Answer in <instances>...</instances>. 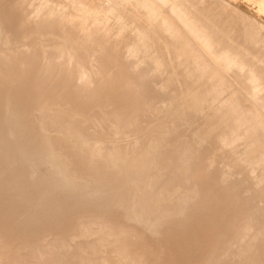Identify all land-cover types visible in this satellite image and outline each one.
Segmentation results:
<instances>
[{
    "label": "bare ground",
    "instance_id": "1",
    "mask_svg": "<svg viewBox=\"0 0 264 264\" xmlns=\"http://www.w3.org/2000/svg\"><path fill=\"white\" fill-rule=\"evenodd\" d=\"M53 1L52 6H36L27 18V23L35 29V38L26 47H18L9 35L1 38L7 49L0 50V109L5 113L12 112L13 116L4 120L1 118L0 148L6 145L14 149L10 153L19 155L23 164L17 166L12 161L4 167L6 160L0 157V228L10 226L13 235L19 237L24 245L20 249H12L0 237V264H45L56 259L62 260L63 264H98L101 257L88 254L90 250L92 252L90 248L83 253L88 244L84 245L85 249L81 248L73 238L29 243L33 233L43 237L55 228L51 218L57 207H69L79 212L80 221L76 223L73 236L81 235L89 223L97 234L96 244L113 247L117 260L114 264H264V239L259 237L261 240L251 241L248 237V229L254 218L264 226L262 98L255 97L251 99V105H246V100L241 97L235 102H231L232 97H228L225 102L233 105L229 109L232 115L229 116L223 110L227 103L220 104L198 123L196 130L188 132L187 136L185 134L184 139H179L177 145L180 150L169 155V170L165 172L164 179L168 184H174L178 177L177 171H174L176 168L188 180L190 190L186 192L177 188L168 194L151 189L155 192V202L149 204L147 195L151 190L141 182L140 176L160 172L158 160L165 150V144L178 139L180 132L169 127L168 123L179 117L182 97L171 95L167 101L147 102L153 111L161 113L155 126L160 127L162 133L151 138L137 154H129L127 146L121 148L117 145H112L101 154L97 146L88 148L86 136L79 129L75 131L78 142L71 144L69 131L72 127L68 125L58 133H45L35 120L33 107L45 114L46 111L56 110L57 97L65 94L68 97L72 92L81 98H92L100 90L106 92L105 96L110 102H119L121 98H130L133 94L130 101L135 107L137 102L143 101L139 91L146 78L153 70L163 69L162 66H154L169 62L174 51L172 42L169 38L163 42L158 27L149 20H142L140 23L144 26L146 39L154 45L159 43L160 49L152 52V57L146 59L141 68H137V63L143 51H138L136 57L125 65L123 54L105 51L108 46L93 38V25H89L86 30L72 32L73 37L65 39L58 46L46 47L40 42L41 26L67 28L64 20L55 19L64 6V0ZM168 2L178 10L191 14L193 19L198 18L202 22L208 19L205 24L212 32L208 40L221 58L222 67L218 66L219 71H224V63L228 65L225 75H228L229 68L244 71L243 79L252 89L264 93L261 91L264 89V35H256L260 25L250 21L242 32L232 33L230 16L221 19V14L213 10L216 4L224 7L218 0L204 4H200L199 0ZM127 6L135 7L140 14L145 4L141 0H130ZM70 7V17L76 19L80 5L73 4ZM240 19H246V16L241 14ZM98 22L92 21L93 24ZM74 23L77 27L78 22ZM115 28V23L110 25V32ZM65 50H72L74 56L67 65L61 66L60 55ZM200 56L183 61L182 66L173 67L169 70L168 80L181 86L184 75H191L197 66L205 65V62L200 61ZM85 62L88 67L84 70L81 66ZM56 67H59L58 72L63 77L59 74L52 77L46 89L40 90L38 81L46 78L47 73L53 72ZM15 80L28 83L30 90L25 95V105L9 91ZM223 81L221 73L215 90L218 93L227 92ZM257 82L263 86H256ZM192 87L191 84L185 88V96ZM213 91L204 90L200 110L204 111L214 98ZM197 107L198 104H193L191 109ZM234 109L236 113L233 114ZM181 112H184L183 108ZM128 113L123 111L114 114L117 130L126 131L131 125ZM243 118L249 121L245 128L239 123ZM259 127L262 132L256 136ZM13 129H16L17 135ZM138 136H132V139L127 140L128 143H135ZM206 141L209 147H216L202 148L201 145ZM255 143L259 145L258 153L252 148ZM192 148L194 154L191 155L189 151ZM216 149L234 156L235 163L229 164L227 168L223 165L220 167L215 156ZM239 159L242 161L238 162ZM240 165L249 171L253 184L250 189L246 188L247 182L232 177V168ZM165 197L174 203L169 207H161L160 200ZM111 209H119L121 216L112 217L109 214ZM16 213H20V219H16ZM178 214H185V217L176 226L185 230L191 247L195 244V247L185 250L181 258L167 255L165 248L154 244L149 235L160 230L164 219ZM69 245L78 251V255L63 256L67 251L64 248ZM58 252L63 259L58 257Z\"/></svg>",
    "mask_w": 264,
    "mask_h": 264
},
{
    "label": "rangeland",
    "instance_id": "2",
    "mask_svg": "<svg viewBox=\"0 0 264 264\" xmlns=\"http://www.w3.org/2000/svg\"><path fill=\"white\" fill-rule=\"evenodd\" d=\"M208 1L210 0H199V3L204 4ZM218 1L221 2L224 7L222 8V6L216 4L213 10L215 13L217 12L221 14V19H228L230 16L232 33L242 32V30L249 26L251 21V23L255 22L261 26V28L257 30L256 35H264V0ZM53 2V0H0V50L7 49L1 41L3 35H9L18 47H26L28 43L35 38V29L27 23V18L31 15L36 6H52ZM141 2L142 4H145V6L143 7L144 10H140V14H138L135 7L127 6V4L130 3V0H64V6L59 10V14L55 16V19L58 21L64 20L67 28L62 29L61 27H58V25L49 27L41 26L40 42L46 47L58 46L60 42L73 37L72 32L86 30L89 25H93V38H95L98 43H104L108 46L104 49L105 51L123 54L125 65H128L127 63L136 57L138 51H143V56L137 63V68H141L145 65V60L152 57V52L160 49L159 43L154 45L146 39L144 26L140 22L145 19L149 20L158 27V34L162 36L163 42L168 38L171 40V44L173 45L172 49L174 51L169 62H166V64L163 65L157 64L154 66H162L163 69L153 70L144 81L143 88L139 91V97L143 98V101L137 102L134 107L133 102L130 101L133 94H131L130 98H121L119 102L115 100L110 102L105 96L106 92H101V90L92 98H81L71 92L68 97H66L68 94H65L64 96L55 98V101L58 102V106L54 111H46L45 114H41L37 110V107H33L35 120L41 124L44 132L48 134L58 133L62 127L67 125L71 126L72 129L69 131V140L71 144L78 142V137L75 135V131L77 129L81 130L86 136V141L89 145L88 148L97 146L101 154H104V151H107L112 145H117L121 148L127 146L129 154H137L140 149L148 144L151 138L158 137L162 133V129L155 126L161 117V113L153 111L147 105V102L155 100L167 101L171 95L176 97L179 95V97H182L179 107L181 110L183 108L184 112L179 110V117L168 123L169 127H174L180 132L177 137L178 139L165 144V150L162 152L158 160L160 172L156 174H143L140 176V180L143 184L147 185L150 190L155 188L169 194L174 189L178 188L189 192L190 184L188 180L179 173L176 168H174V171H177L178 177L174 184H168L164 179L165 172L169 170V155L172 153H178L180 150L177 145L179 139H184L189 133L196 130L200 121L210 113L214 112L220 104L227 103L225 102V99L228 97H232L231 102L241 100V97L246 100V105H251V99L258 97L262 98L261 100L264 104V93L252 89L250 84L243 79L244 71L238 70L237 68H229L228 75H225L224 72L228 66L225 65V63L224 71H219L218 66L222 67L220 61L221 58H219V52H214L215 50L211 47V41L208 40V38H211L212 36V32L205 24V22L209 21L208 19H206L205 22L200 21L198 18L193 19L191 14L178 10L173 5H170L168 0H141ZM73 4L80 5L76 19L70 17V13L72 12L70 6ZM241 14L246 16V19H242L246 22L245 24L241 23H244V21L240 19ZM137 15L140 17H137ZM93 20L99 21L98 24H93ZM74 21L78 22L77 27H75ZM114 23L117 25V28L110 32V25ZM143 44L148 45L142 48L141 46ZM91 50H94V46H92ZM203 51L206 56L203 54ZM199 55H201L200 61L205 62V65L202 67L197 66L193 69L191 75H184V83L181 86H179L178 83L176 84L175 82L168 80L169 70L173 67L182 66L183 61L196 59ZM73 56L72 50H65L60 55L62 61L61 66L67 65ZM85 65L81 66L84 70L88 67L86 62ZM58 71L59 67H56L53 72L47 73L46 78L38 81V88L40 90L46 89L48 81L52 77L57 76L59 74ZM11 73H13V71H11ZM221 73L224 78V89L227 90L226 93L221 92L222 94L215 91L218 77ZM59 76L61 78L63 77L60 74ZM12 84L13 86L9 90L11 95L21 100V104L25 105L26 101L24 98L30 90L28 83L15 80ZM191 84L193 86L191 92L185 96V88ZM256 86H263V84L257 82ZM208 89L211 91L214 90V98L210 100L206 109L203 111L200 110L202 93L204 90ZM261 91H264V89ZM2 92L4 93L5 91ZM46 103H48V101H46ZM193 104H198V107L191 109ZM132 106L134 109H132ZM232 106L233 105L230 103H227L223 108L225 112L229 113V116L232 115L231 112H229V109ZM123 111L129 112L127 118L132 121L131 125L126 128V131L117 130L115 126L116 119L114 114ZM225 112H223V115H226ZM234 113H236V110L233 111V114ZM12 116V112L8 111L5 113L0 109V121L1 118L4 120L5 118L9 119ZM42 116L44 118H42ZM239 123L242 128L249 125V121L246 118L241 119ZM258 129L257 133H255L256 136H260L262 132L260 127ZM13 133L15 135L18 134L16 129H13ZM138 134L139 136L135 138V143H128V139H132V136L135 137V135ZM231 137V139L234 138L233 136ZM210 139L212 138H209V140ZM208 144L209 142L207 141L203 142L201 147L204 149L216 147L215 145L209 147ZM252 148L255 150V153H258L259 145L257 143L253 144ZM13 150L14 149L6 147V145L0 148V157L6 160L4 167L9 166L12 161L15 165L22 166L23 163L20 161L19 155L13 152L10 153V151ZM189 152L191 155L194 154V149L192 148ZM215 156L218 159V165L220 167L223 165L224 168H227L226 166L229 164L235 163V160L233 159L234 156L226 154L224 150L216 149ZM240 161H242V159L238 160V162ZM231 174L233 178L247 182V189L253 187L249 171L244 168V166L240 165L232 168ZM154 197V191L151 190L148 192L147 201L149 204L155 202ZM173 203L174 202L171 199L166 197L160 200L161 207H169ZM109 214L112 217L121 216L119 209H111ZM79 215V212L70 209L69 207H57L54 209V217L51 218L52 225H55V228L53 227L52 231L43 237L33 233L29 239V243H46L51 241L50 239L53 241L55 238H73V241L77 245L80 244L79 246L81 248L85 249L86 246L84 247V245L88 244L83 253L89 251L88 248H90L92 249V252L90 250V253L88 254H91L94 257H101L99 263L97 262L98 264H105L106 262L114 264L117 260L113 247L109 244H96L97 234L89 223L85 225L86 227L83 228L81 235L79 234L78 237L73 236L76 223L80 221ZM184 217L185 214L170 216L164 219L165 222L161 225L158 232L149 233L154 244L162 245L165 248L167 255H173L176 258L184 257L185 250L195 247L193 242L192 247L191 244L188 243L185 230L176 226L178 222L183 221ZM16 219H20V213H16ZM253 221V226L251 223V226L248 229L249 239L251 241L264 239V226L259 223L256 218H254ZM87 227L89 231H87L88 229L84 230ZM85 231L89 233L88 235L90 236H88ZM257 236L258 239H256ZM0 237L4 238L7 247H12V249H20L24 245L19 237L13 235L12 230L8 225L0 228ZM94 240L95 242H93ZM69 246L72 247L71 245ZM69 246L64 248V250L67 251L63 253V256L70 255L74 257L78 255V251H75L73 247L70 248ZM61 255L62 254L60 253L58 257L63 259ZM239 259L241 260V258ZM45 264L63 263L62 260L60 261L59 259H56L55 261H47Z\"/></svg>",
    "mask_w": 264,
    "mask_h": 264
}]
</instances>
